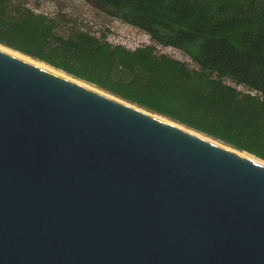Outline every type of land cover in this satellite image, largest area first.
Returning <instances> with one entry per match:
<instances>
[{
    "label": "water",
    "instance_id": "water-1",
    "mask_svg": "<svg viewBox=\"0 0 264 264\" xmlns=\"http://www.w3.org/2000/svg\"><path fill=\"white\" fill-rule=\"evenodd\" d=\"M73 77L0 46V264H264V163Z\"/></svg>",
    "mask_w": 264,
    "mask_h": 264
},
{
    "label": "trees",
    "instance_id": "trees-1",
    "mask_svg": "<svg viewBox=\"0 0 264 264\" xmlns=\"http://www.w3.org/2000/svg\"><path fill=\"white\" fill-rule=\"evenodd\" d=\"M91 1L195 66L27 0H0V45L264 160V0Z\"/></svg>",
    "mask_w": 264,
    "mask_h": 264
},
{
    "label": "rangeland",
    "instance_id": "rangeland-1",
    "mask_svg": "<svg viewBox=\"0 0 264 264\" xmlns=\"http://www.w3.org/2000/svg\"><path fill=\"white\" fill-rule=\"evenodd\" d=\"M27 4L39 11L53 13L63 10L71 15L82 19L87 27L99 34L105 31L112 42L122 43L129 47L151 43L161 53L185 60L191 66H195L191 58L177 47L156 44L142 29L130 25L121 19L112 16L101 8L95 1L91 0H27ZM241 90H247L243 85H236Z\"/></svg>",
    "mask_w": 264,
    "mask_h": 264
},
{
    "label": "bare ground",
    "instance_id": "bare-ground-1",
    "mask_svg": "<svg viewBox=\"0 0 264 264\" xmlns=\"http://www.w3.org/2000/svg\"><path fill=\"white\" fill-rule=\"evenodd\" d=\"M0 46H2V47H5V48H7V49H9V50H12V51H14V52H16V53H19V54H21V55H23V56H26V57H29V58H31L30 56H28V55H25V54H22V53H20V52H18V51H16V50H13V49H11V48H9V47H6V46H3V45H0ZM31 59H33V58H31ZM35 60V59H34ZM35 61H37V62H39V63H41V64H43V65H46V66H48V67H50V68H53V67H51V66H49V65H47V64H44V63H42V62H40V61H38V60H35ZM53 69H55V68H53ZM55 70H57V69H55ZM58 71H60V70H58ZM60 72H63V71H60ZM64 74H66L65 72H63ZM66 75H68V74H66ZM68 76H70V75H68ZM70 77H72V76H70ZM74 78V77H73ZM75 79H77V78H75ZM78 80H80V79H78ZM80 81H82V80H80ZM82 82H84V81H82ZM86 83V82H85ZM87 84H89V85H92V84H90V83H87ZM92 86H94V85H92ZM94 87H96V86H94ZM96 88H98V87H96ZM98 89H100V88H98ZM100 90H102V89H100ZM102 91H104V90H102ZM106 92V91H105ZM119 98V97H118ZM121 99V98H120ZM129 102V101H128ZM130 103V102H129ZM132 104V103H131ZM133 105H135V104H133ZM135 106H137V105H135ZM137 107H139V106H137ZM140 108H143V107H140ZM143 110H145V109H143ZM148 112H150V113H152V114H154V115H156V116H159V117H161L162 119H165V120H167V121H169V122H171V123H174V124H176V125H178V126H180V127H183V128H186V129H188V130H190V131H193V132H195V133H197V134H199V135H201V136H203V137H205V138H207V139H210V140H212V141H214V142H216V143H218V144H221V145H223V146H225V147H227V148H232V149H234L235 151H239V150H237V149H235V148H233V147H231V146H229V145H226V144H224V143H222V142H220V141H218V140H216V139H213V138H211V137H209V136H207V135H205V134H202V133H200V132H198V131H196V130H193V129H190V128H188V127H186L185 125H183V124H181V123H179V122H177V121H174V120H171L170 118H167V117H163V116H161V115H159V114H157V113H154V112H151V111H148ZM240 153H242V154H244V155H246V156H248V157H251L252 159H255V160H257V161H259V162H261V163H264L263 161H261V160H259V159H257L258 157H256V156H254V155H252V154H250L249 155V153L247 154V153H244V152H241V151H239ZM252 155V156H251Z\"/></svg>",
    "mask_w": 264,
    "mask_h": 264
}]
</instances>
